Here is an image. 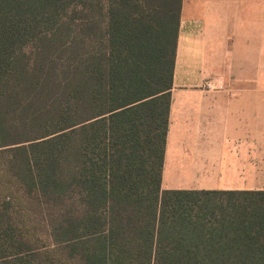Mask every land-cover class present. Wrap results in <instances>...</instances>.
Returning <instances> with one entry per match:
<instances>
[{"label":"trees","instance_id":"trees-1","mask_svg":"<svg viewBox=\"0 0 264 264\" xmlns=\"http://www.w3.org/2000/svg\"><path fill=\"white\" fill-rule=\"evenodd\" d=\"M183 0H0V264H264V191L163 190Z\"/></svg>","mask_w":264,"mask_h":264},{"label":"crops","instance_id":"crops-1","mask_svg":"<svg viewBox=\"0 0 264 264\" xmlns=\"http://www.w3.org/2000/svg\"><path fill=\"white\" fill-rule=\"evenodd\" d=\"M230 81L240 87H224ZM257 81H264V0H183L163 190L264 191Z\"/></svg>","mask_w":264,"mask_h":264},{"label":"rangeland","instance_id":"rangeland-1","mask_svg":"<svg viewBox=\"0 0 264 264\" xmlns=\"http://www.w3.org/2000/svg\"><path fill=\"white\" fill-rule=\"evenodd\" d=\"M252 83V82H251ZM207 84H212L213 88H218V87H223L221 83L215 82V81H207V83L205 84V87ZM244 84H247V82H245ZM256 87H264V81L263 82H255ZM227 88H233V87H240L239 82H234V81H230V82H226V86ZM247 87V86H245Z\"/></svg>","mask_w":264,"mask_h":264},{"label":"built area","instance_id":"built-area-1","mask_svg":"<svg viewBox=\"0 0 264 264\" xmlns=\"http://www.w3.org/2000/svg\"><path fill=\"white\" fill-rule=\"evenodd\" d=\"M206 87L207 88H213V85L212 84H207Z\"/></svg>","mask_w":264,"mask_h":264}]
</instances>
